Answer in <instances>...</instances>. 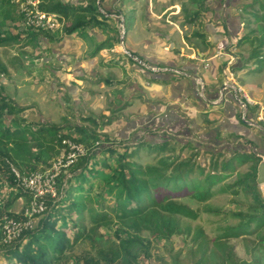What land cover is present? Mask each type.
<instances>
[{"label": "rangeland", "instance_id": "1", "mask_svg": "<svg viewBox=\"0 0 264 264\" xmlns=\"http://www.w3.org/2000/svg\"><path fill=\"white\" fill-rule=\"evenodd\" d=\"M63 1L78 2V0ZM105 1V7L101 9L103 13L107 14L108 9L115 13L118 8L117 0ZM28 2L33 6L37 3L35 0ZM239 3L241 0H123L120 3L122 14L118 16L114 14V24H112L119 28L120 42L117 43L115 40L118 34L111 30L105 32L103 35L105 39L107 34H110L114 45L112 48L105 47L100 50L103 57L99 52L94 59L86 58L87 52H93L96 44L89 45L83 36L79 38L66 36L61 42L51 44L47 40H39L36 48L27 47L24 55L13 47H0V58L8 67V74L0 75L2 92L10 97L17 107H27L19 113V116L30 122L62 127L59 133L65 132L67 135L71 133L70 126L77 131L81 127L90 129L91 131H85L87 134L84 138L87 139V143L93 141L92 133H95L94 136L98 135L99 139L95 141L96 143L88 145L94 151V158L91 160L93 163L90 164L93 168L108 169V165L114 160L116 153L111 154L104 148L115 147L114 149L118 151L116 155H120L126 146L145 141L161 143L167 140L169 148L162 155L168 158L180 153L183 148L181 153L184 158L196 152H200V155L206 158L210 157L206 152L209 149L229 153L232 149H236L241 153L255 152L262 159L264 158V64L259 68L248 70L247 68L252 67L253 64L250 62L248 66L239 69L251 51V41L244 40V36L250 29L257 27L254 16L242 14V10L238 8ZM206 5H210V8H204ZM215 7L217 9H214ZM24 10L26 22L42 23L44 28L54 30L59 26L55 14L46 15L36 6L34 9L25 7ZM137 13L139 18L141 17L139 21L135 20ZM239 14L243 16V21L240 20ZM45 15L47 21L42 22L40 17ZM186 17H195V21H184ZM200 19L202 24L199 23ZM203 31L211 32V35L208 34L209 38L213 35L218 36L217 48L214 49L217 52L212 51L210 57L212 55L213 57L204 58L202 60L204 63L197 57V51L205 48L204 39L200 36ZM157 33L164 36L171 35V39L161 37L154 39ZM98 34L101 32L94 30L93 35L98 36ZM249 34L252 38L260 33L255 31ZM132 35L139 41L145 40L146 45L151 43L146 53L153 62L145 64L147 67L153 70L170 69L176 72L183 69V72L188 73L189 70H185L184 65L192 62L188 59V55H192L195 63L190 65H195L199 69L201 66L204 67L202 74L198 73L197 79L180 80L179 75L174 77L167 73L166 77L171 78L173 83L160 82L161 87H159L148 85L147 82L146 87L148 86L149 89L145 94L148 100L127 105L120 112L114 111L124 100L130 101L132 99L130 93L137 91L143 84L142 79L135 76V72L132 73L134 75L132 78L128 77L131 66L129 63L122 65L119 62V54L126 51L133 59L140 60L127 49L130 47L129 42H133ZM242 38L244 42L237 45ZM122 39L124 46L121 44ZM184 41L188 45L194 43L192 49L182 46L181 43ZM176 48L179 53L175 51ZM97 58H101L99 60L104 61L105 64L96 65L95 62L99 61L96 60ZM8 59L15 61L11 64ZM161 62L167 64L162 66ZM204 73L212 74L211 81ZM155 75L157 81H162L158 72ZM185 92L187 94L184 96L182 93ZM224 95L220 109L214 108L209 114L198 112V109L207 112L206 107H209L207 102L210 100L218 103ZM186 99L190 103H196L198 107L193 108L194 105L186 104ZM246 101L252 105L251 108L247 106ZM109 118L113 122L105 124ZM241 118L247 125L241 122ZM107 135L109 137H106ZM63 143L66 144L68 151L71 150V155L84 154L88 149L85 144H75L68 138H65ZM170 146H174L175 150H170ZM63 155L60 154L53 166L44 173H34L42 175L35 185H26V179L23 178L20 188L26 195H22L12 206L14 212L31 218L30 208L36 202L37 192L39 193L40 190L56 192L53 178L59 171L58 167ZM154 157L146 150H141L133 159L138 163L146 164L155 162ZM236 177L233 173L216 183L213 187V195L207 200L181 198V201L199 212L196 219L184 220L190 225V233L185 237L153 242L151 256L144 258L142 264H193L197 257L196 243L193 241L197 233L196 229L199 228L203 235L214 237L243 221L241 217L230 213L231 211L241 209L243 217L251 214L253 211L250 208L251 202L244 192L239 191L235 194L231 189H222L225 185L233 184ZM258 189L264 197V183L258 184ZM3 221L0 223V229L6 237L16 233L21 226L20 222L11 218L5 217ZM30 223L32 220L27 225ZM111 235V230L101 228L97 241L103 244ZM232 243L237 255L245 259L247 264H264V247L254 255H248L241 241L232 240Z\"/></svg>", "mask_w": 264, "mask_h": 264}, {"label": "trees", "instance_id": "2", "mask_svg": "<svg viewBox=\"0 0 264 264\" xmlns=\"http://www.w3.org/2000/svg\"><path fill=\"white\" fill-rule=\"evenodd\" d=\"M35 1L39 11L56 15L59 26L54 30L33 21L26 22L24 8H35L28 0H0V47H13L24 55L26 48H36L39 40H47L51 44L61 42L66 36H83L89 45L96 44L93 52H87L86 55L87 59H93L102 48H112L114 45L110 34L105 39V32L111 30L118 34L113 39L120 42L119 28L112 24L114 14H122L120 3L123 0H117L115 13L108 9L107 14L101 10L105 7V0H78L75 3L63 0ZM209 6L204 8L209 9ZM238 8L242 14L254 16L257 22L256 29H250L249 33H260L252 38L249 33L244 36V40L251 41V51L239 69L250 62L253 64L248 70L259 68L264 64V0H241ZM194 16L197 17L196 13ZM195 17H186L184 21L194 22ZM239 17L243 21V16L239 14ZM94 30L101 34L94 36ZM157 34L154 39H171V35ZM200 36L204 39L206 49L211 45L214 47L203 58L210 56L212 51L217 52L214 51L216 44L206 41L205 31ZM244 40L242 38L237 45H241ZM131 47L127 49L144 64H139L126 53L119 54V62L122 65L129 63L128 77L132 78L135 72L143 84L137 91L130 93V101L126 99L114 109L116 112L122 111L127 105L148 100L145 94L149 89L146 87L147 82L148 85L159 82L155 83L157 86L161 83L171 84L173 82L166 77L167 73L174 77L179 75L180 80L190 78L183 69L176 72L147 67L145 64L153 60L142 48ZM175 51L179 53L177 48ZM8 60L11 64L15 61ZM161 63L162 66L167 64ZM104 64L102 60L96 62L98 66ZM197 69L202 74L204 67ZM157 72L162 81H157ZM6 74L7 64L0 58V75ZM208 75L212 78V74ZM2 89L0 83V223L7 217L20 222L21 226L8 237L0 229V264H142L144 258L151 256L153 242L185 237L190 233V225L184 220L196 219L199 212L180 199L207 200L213 195L215 184L233 173L237 176L233 184L225 185L222 189H231L235 194L244 192L253 211L246 217L242 216L241 209L231 211L243 221L214 237L203 235L199 228L196 229L193 241L196 243L197 257L193 264H247L245 259L237 255L232 240L241 241L248 255H254L264 247V197L256 182L261 158L255 152L248 154L232 149L229 153L209 149L206 152L210 157L196 152L184 158L182 148L180 153L168 158L162 155L169 148L167 140L161 143L145 141L126 146L120 155H116L118 151L115 147L104 148L116 154L108 169H97L90 165L94 151L88 145L94 144L99 139L98 135L92 133L93 141L87 143L85 131L90 129L81 127L77 131L70 126L71 133L67 135L65 132L59 133L62 127L30 122L19 116L27 107L14 105ZM224 97L218 103L208 101L207 112H200L209 114L214 108L222 107ZM247 106L252 107L248 102ZM112 122L109 118L105 124ZM241 122L247 125L242 118ZM65 138L75 144H85L88 148L86 153L69 156L71 150L68 151L63 143ZM170 147V150L175 148ZM141 150L153 154L156 161L146 164L135 161L133 157ZM60 154L64 155L59 163V171L53 178L56 195L45 194L40 199L44 202V209L32 214L31 218L14 212L12 206L22 195H26L20 188L23 178L36 172L44 173L53 166ZM31 220L32 223L27 225ZM101 228L112 231L110 238L103 244L97 241Z\"/></svg>", "mask_w": 264, "mask_h": 264}, {"label": "crops", "instance_id": "3", "mask_svg": "<svg viewBox=\"0 0 264 264\" xmlns=\"http://www.w3.org/2000/svg\"><path fill=\"white\" fill-rule=\"evenodd\" d=\"M135 20H137V21H139L140 20V18H139V15H138V13L136 14V16H135ZM211 35V32H208V33H206V41H208V42H210V43H212V44H216V42H217V37L215 36V35H213L211 38H209L208 36L209 35ZM133 37H132V39L131 40H133V42L131 43V41L129 42V44H130V46H132L133 48L135 47V48H137V49H143V51H145V52H148V48L149 47H151V43H149V44H145L144 42H145V40H140L139 41V39L137 40V39H134V35H132ZM136 41V42H135ZM153 42V41H152ZM133 43L135 44V45H133ZM181 45L182 46H186V48L187 49H192V47H193V45H194V43H191V44H187V43H185V41H184V43H181ZM192 46V47H191ZM212 45L210 46V48L209 49H206V46H205V48H203V49H201L200 48V51H197V55L200 57V60H201V62H202V60H204V58H208V59H210L211 57H213V55L210 57V56H208V57H204L203 58V55L204 54H206V52H210L211 51V49H212ZM214 48V47H213ZM172 52H174V51H172ZM100 54H101V52H100ZM176 54V53H175ZM102 55V54H101ZM104 55H102V57H103ZM188 57L189 58H191V59H193L194 57H192V55H188ZM94 59V58H93ZM96 60H99V58H97ZM168 61V59H166V62ZM104 62V61H103ZM96 63V62H95ZM195 62L194 61H192V62H190V63H187V65L185 66L184 65V67H185V69H188L189 71H188V73H186L190 78H195V79H197L196 78V75L199 73L198 72V69H197V66H195V65H190V64H194ZM122 64V63H121ZM106 65H108V63H106ZM182 66V65H181ZM207 76H208V78L210 79V81H211V77L207 74V73H205ZM153 85L154 86H157V84H155V83H153ZM159 87H161V86H159ZM184 96H185V94H187V92H185V93H182ZM209 102H211V103H214L213 101H210L209 100ZM187 103H190L189 101H187V99H186V104ZM190 104H192V105H194L193 106V108L195 107V106H197V104L196 103H194V102H191ZM198 107V106H197ZM200 108V107H199ZM201 111V109H198V112H200ZM197 112V113H198Z\"/></svg>", "mask_w": 264, "mask_h": 264}, {"label": "built area", "instance_id": "4", "mask_svg": "<svg viewBox=\"0 0 264 264\" xmlns=\"http://www.w3.org/2000/svg\"><path fill=\"white\" fill-rule=\"evenodd\" d=\"M46 17H47L46 15L43 16V17H40L42 19V22H46L47 21ZM53 23H55V22L53 21ZM38 25H43V24L42 23H38ZM126 53L130 56L129 52H126ZM69 156H72V155L70 154ZM41 177H42L41 174H34V175L32 174L30 177L25 178L26 179L25 183L28 186L35 185L36 182L39 181ZM47 193H51L52 196L56 195V192L54 190L47 191V192L40 190L39 193L37 192V194L35 195L36 202H34V204H32V206L30 208V209H32L31 214H34L35 212H40V211H42L44 209V207H45L44 206V202L42 200H40V199Z\"/></svg>", "mask_w": 264, "mask_h": 264}, {"label": "water", "instance_id": "5", "mask_svg": "<svg viewBox=\"0 0 264 264\" xmlns=\"http://www.w3.org/2000/svg\"><path fill=\"white\" fill-rule=\"evenodd\" d=\"M121 44H122V46H124L123 39L121 40ZM126 52H128V51H126ZM139 62L144 64L141 60H139ZM256 182L258 184L264 183V158H262L258 164Z\"/></svg>", "mask_w": 264, "mask_h": 264}]
</instances>
